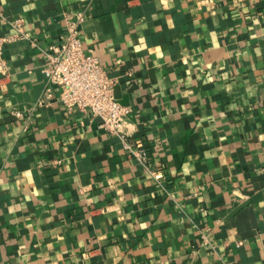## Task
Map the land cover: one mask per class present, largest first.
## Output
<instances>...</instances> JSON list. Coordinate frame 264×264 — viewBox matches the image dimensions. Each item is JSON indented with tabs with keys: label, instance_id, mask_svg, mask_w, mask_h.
Returning a JSON list of instances; mask_svg holds the SVG:
<instances>
[{
	"label": "crops",
	"instance_id": "0c3cea01",
	"mask_svg": "<svg viewBox=\"0 0 264 264\" xmlns=\"http://www.w3.org/2000/svg\"><path fill=\"white\" fill-rule=\"evenodd\" d=\"M0 11L36 40L4 44L0 264H264V0H0ZM66 11L82 12V45L116 79L154 174L90 110L46 92Z\"/></svg>",
	"mask_w": 264,
	"mask_h": 264
},
{
	"label": "built area",
	"instance_id": "2783aa9c",
	"mask_svg": "<svg viewBox=\"0 0 264 264\" xmlns=\"http://www.w3.org/2000/svg\"><path fill=\"white\" fill-rule=\"evenodd\" d=\"M82 19V12L64 13V31L60 41L48 46L45 51L46 61L41 67L46 77L45 90L51 94L52 86L57 87L59 101L68 110H90L93 116L100 119V126L118 137L123 149L154 174L144 146L130 139L131 108L115 95L116 79L108 74L99 58L86 51L82 45L79 34ZM0 23L9 28L8 33L0 31V74L5 75L7 64L4 44L15 39H28L32 45H36V40L24 29L21 17H7L0 11ZM10 112L16 117L23 116V112L16 108Z\"/></svg>",
	"mask_w": 264,
	"mask_h": 264
}]
</instances>
